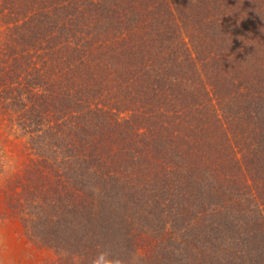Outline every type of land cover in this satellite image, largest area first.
Segmentation results:
<instances>
[{
    "label": "trees",
    "instance_id": "1",
    "mask_svg": "<svg viewBox=\"0 0 264 264\" xmlns=\"http://www.w3.org/2000/svg\"><path fill=\"white\" fill-rule=\"evenodd\" d=\"M3 135L51 264H264V0H0Z\"/></svg>",
    "mask_w": 264,
    "mask_h": 264
},
{
    "label": "rangeland",
    "instance_id": "2",
    "mask_svg": "<svg viewBox=\"0 0 264 264\" xmlns=\"http://www.w3.org/2000/svg\"><path fill=\"white\" fill-rule=\"evenodd\" d=\"M3 135V170L19 165L22 160L19 144L12 145ZM3 194H0V264H51L52 253L44 248L35 247L24 236L19 222L4 208Z\"/></svg>",
    "mask_w": 264,
    "mask_h": 264
}]
</instances>
